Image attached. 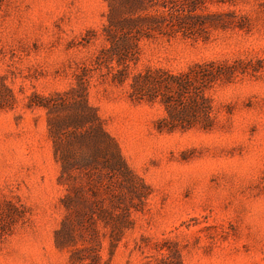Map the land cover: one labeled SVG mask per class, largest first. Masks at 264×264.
<instances>
[{"label":"rangeland","instance_id":"rangeland-1","mask_svg":"<svg viewBox=\"0 0 264 264\" xmlns=\"http://www.w3.org/2000/svg\"><path fill=\"white\" fill-rule=\"evenodd\" d=\"M136 18L127 66H97ZM148 71L189 89L132 96ZM78 80L120 174L62 178L27 106ZM201 99L205 130L179 119ZM0 264H264V0H0Z\"/></svg>","mask_w":264,"mask_h":264},{"label":"trees","instance_id":"trees-1","mask_svg":"<svg viewBox=\"0 0 264 264\" xmlns=\"http://www.w3.org/2000/svg\"><path fill=\"white\" fill-rule=\"evenodd\" d=\"M142 19L145 18L128 19L123 22H115V24L109 22L106 27V34L112 33L111 28L121 32L120 38H118L120 42L116 44L113 40H107L110 49L103 51L102 56L105 57V60L100 62V58H98L97 66L108 65L113 56L117 57V67L127 66L130 58L134 57L138 50L137 39L131 34V31L136 29ZM124 28L126 29L124 30ZM126 54L129 56L127 57ZM189 76L190 74L186 73L180 77H164L158 72L149 71L145 74H137L132 78L130 84L131 94L138 98L144 94L153 99L163 90L168 91L169 88L177 90L178 93H184L189 89L187 84ZM111 81L122 84L124 82L123 73L117 71ZM78 82L81 93L71 89L66 93L55 94L44 99L32 95L27 106L28 108H39L45 112L53 155L60 165L62 178L64 175L68 176L72 169L86 170L95 166H99L111 175L120 174L122 170L126 171V166L120 157L117 145L104 132L99 119L89 108L84 99L83 85L79 80ZM204 105V100L201 99L200 104L196 103L190 106L191 108L182 110V117L184 118L179 119L185 120L187 123L190 121L187 120L188 117L195 119L201 116L203 119L201 127L204 130L208 129L210 119L208 109ZM67 200H69L68 196L64 198V203Z\"/></svg>","mask_w":264,"mask_h":264}]
</instances>
